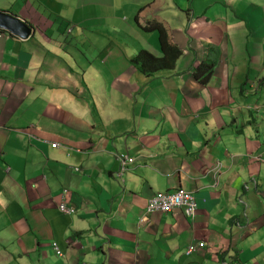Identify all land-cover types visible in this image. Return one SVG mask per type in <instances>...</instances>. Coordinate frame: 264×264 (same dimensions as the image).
I'll use <instances>...</instances> for the list:
<instances>
[{
	"label": "crops",
	"instance_id": "1",
	"mask_svg": "<svg viewBox=\"0 0 264 264\" xmlns=\"http://www.w3.org/2000/svg\"><path fill=\"white\" fill-rule=\"evenodd\" d=\"M182 2L0 0L35 30L0 29V264H264V0L200 3L210 40L176 39ZM140 13L183 52L174 71L133 63L162 57ZM215 57L202 86L193 74ZM119 155L136 160L124 180ZM178 187L196 220L147 215ZM66 190L75 216L60 211Z\"/></svg>",
	"mask_w": 264,
	"mask_h": 264
},
{
	"label": "trees",
	"instance_id": "2",
	"mask_svg": "<svg viewBox=\"0 0 264 264\" xmlns=\"http://www.w3.org/2000/svg\"><path fill=\"white\" fill-rule=\"evenodd\" d=\"M188 2L202 3L205 2L209 5L208 10L219 3V0H187ZM190 14V11H186ZM142 13L137 15V22L139 25L147 31H157L160 35V48L162 57H154L148 52H142L133 63L139 66L142 73L147 76L155 75L159 72L174 71L176 69L178 61L182 58L183 52L175 45L170 37V34L166 27L157 20L148 22H142ZM211 53H219L216 48H210ZM217 66V58H208L206 62H203L194 72L193 77L202 86H207L215 73ZM125 176L119 178L123 180Z\"/></svg>",
	"mask_w": 264,
	"mask_h": 264
},
{
	"label": "built area",
	"instance_id": "3",
	"mask_svg": "<svg viewBox=\"0 0 264 264\" xmlns=\"http://www.w3.org/2000/svg\"><path fill=\"white\" fill-rule=\"evenodd\" d=\"M54 149L58 148V145L53 146ZM118 161L120 164V169L118 172L119 177H123L129 170L132 164H135V159L129 155L118 156ZM63 201L60 203V211L66 216H75L76 207L71 205V198L68 192L65 191L62 194ZM183 210L185 216L191 220H196L198 203L196 196L191 191H187L184 188H178L177 190L169 193H158L152 199L149 200L147 205L148 214H155V212H168L173 210ZM55 252L64 256L63 251L60 246L55 243L53 244ZM204 244H200L201 249L204 248ZM198 252L197 246L191 245L187 249V255H193Z\"/></svg>",
	"mask_w": 264,
	"mask_h": 264
},
{
	"label": "rangeland",
	"instance_id": "4",
	"mask_svg": "<svg viewBox=\"0 0 264 264\" xmlns=\"http://www.w3.org/2000/svg\"><path fill=\"white\" fill-rule=\"evenodd\" d=\"M167 1V3L170 1V0H165ZM194 8H195V14L198 16L195 19L194 23L193 24H188V20H187V15L185 13V11L188 10V3L187 1L183 0L182 4L179 5H176L175 7V10L176 12H178V14H180L179 16L176 14V18H174L172 21H173V28H174V32H175V36H176V39L178 40L182 34L186 35L187 33H189L190 35H193L195 37H197L198 39H201L203 38V36L205 35L206 39L207 40H210L211 38V32H210V29L208 27H205L206 28V34L203 33L202 31V24H203V15H201V13H203L202 11V6L200 3H194ZM165 15H167V17H170V12H165ZM201 15V16H200ZM184 22V27L183 29H181V24ZM218 35V34H217ZM236 36V35H235ZM164 72H168V71H164ZM163 73V72H161ZM141 115H142V112H141ZM134 164H132L130 167H129V170L128 171H131V169L134 167L133 166ZM78 168H75L76 171ZM65 171H71V168L69 166L66 165V168L64 169ZM75 170L73 171L74 174H77L75 172ZM132 172V171H131ZM68 192V195L70 196L71 200H72V192H70L69 190H66ZM65 191L62 192V194L64 193ZM61 194V195H62ZM60 208V206H59ZM33 258H32V261L34 262L35 261V258L38 257L37 254H32ZM30 258H27L25 257L23 259V262H27L29 261Z\"/></svg>",
	"mask_w": 264,
	"mask_h": 264
},
{
	"label": "water",
	"instance_id": "5",
	"mask_svg": "<svg viewBox=\"0 0 264 264\" xmlns=\"http://www.w3.org/2000/svg\"><path fill=\"white\" fill-rule=\"evenodd\" d=\"M0 29L9 31L11 34L18 36L21 39H27L35 30L27 24L11 14L0 11Z\"/></svg>",
	"mask_w": 264,
	"mask_h": 264
},
{
	"label": "clouds",
	"instance_id": "6",
	"mask_svg": "<svg viewBox=\"0 0 264 264\" xmlns=\"http://www.w3.org/2000/svg\"><path fill=\"white\" fill-rule=\"evenodd\" d=\"M6 13V12H5ZM30 25V24H29ZM31 26V25H30ZM32 27V26H31ZM120 156V155H119ZM130 156V155H129ZM132 157V156H131ZM133 158V157H132ZM133 159H135V158H133ZM135 162H136V160H135ZM133 166H135V164L133 165ZM78 170V169H77ZM128 172H130V171H128ZM125 176V175H124ZM119 177V176H118ZM119 178H121V177H119ZM124 180V179H123ZM178 188H181V187H178ZM178 188H174L173 190H171V191H167V192H158V193H169V192H173V191H175V190H177ZM183 188V187H182ZM185 189V188H184ZM187 190V189H186ZM188 191V190H187ZM158 193H156L154 196H156ZM153 196V197H154ZM152 197V198H153ZM152 198H150V199H152ZM149 199V200H150ZM149 200H148V202H149ZM147 205H148V203H147ZM146 209H147V206H146ZM176 211H183V210H180V209H178V210H173V211H168V212H155V214H151V215H164V214H170V212H176ZM198 211V210H197ZM147 215H150V214H148V212H147ZM185 215V214H184ZM57 254V253H56ZM58 255V254H57ZM58 256H60V255H58ZM190 256V255H189Z\"/></svg>",
	"mask_w": 264,
	"mask_h": 264
}]
</instances>
